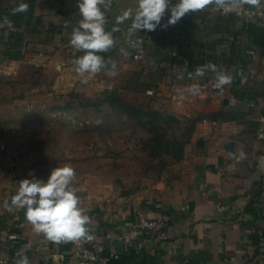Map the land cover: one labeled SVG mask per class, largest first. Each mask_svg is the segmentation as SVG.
<instances>
[{
    "label": "crops",
    "instance_id": "0c3cea01",
    "mask_svg": "<svg viewBox=\"0 0 264 264\" xmlns=\"http://www.w3.org/2000/svg\"><path fill=\"white\" fill-rule=\"evenodd\" d=\"M21 1L0 0V74L35 61L42 74L58 75L59 86L67 84L87 97L114 91L192 130L170 145L161 181L132 195L77 193L93 221L88 242L56 244L37 234L24 210L4 207L20 180L37 177L1 179L0 252L10 264L22 255L30 264H78L73 255L81 245L95 248L100 264H264V140L257 139L264 129L259 122L264 115V21L223 17L209 5L193 12L190 27L188 14L167 31L138 32L132 39L146 36L148 49L145 61L137 62L126 42L132 20L117 23L137 0H112L106 30L116 29V44L99 54L116 62L117 75L102 71L83 84L71 63L83 53L69 42L81 19L78 0H34L32 18L18 27L3 15ZM11 31L23 34L17 60L5 58ZM121 48L130 55L123 56ZM209 63L230 74L231 84L217 90L212 71L195 75ZM197 84L199 93H190ZM220 206L228 210L220 212ZM140 219L157 220L158 229L126 247L119 237ZM11 234L18 238L10 240Z\"/></svg>",
    "mask_w": 264,
    "mask_h": 264
},
{
    "label": "rangeland",
    "instance_id": "374dc122",
    "mask_svg": "<svg viewBox=\"0 0 264 264\" xmlns=\"http://www.w3.org/2000/svg\"><path fill=\"white\" fill-rule=\"evenodd\" d=\"M38 65L31 61L0 74V180L46 181L52 169L71 164L73 186L82 196L132 195L161 181L166 150L151 142L148 127L129 123L106 105L88 106L102 96L59 86L58 75L42 74ZM189 129L179 121L167 135L180 139Z\"/></svg>",
    "mask_w": 264,
    "mask_h": 264
},
{
    "label": "clouds",
    "instance_id": "9594fccd",
    "mask_svg": "<svg viewBox=\"0 0 264 264\" xmlns=\"http://www.w3.org/2000/svg\"><path fill=\"white\" fill-rule=\"evenodd\" d=\"M245 4L261 8L264 7V0H177L176 3L173 0H137V6L124 10L117 18V23L132 20L126 42L135 48L142 43L132 39L138 32H154L158 28L167 31L189 13L204 10L209 5L227 12H239ZM111 6L112 0H78L77 8L81 19L78 26L72 28L69 42L75 52L83 53L71 61L75 73L83 78V84L89 82L87 77L102 71L110 77L117 75L116 62L111 59L106 61L99 54L110 51L116 44L113 37L116 29L106 30V12ZM21 10L26 11L27 6H23ZM120 52L125 57L130 55L125 48H121ZM207 71L213 72V87L217 90H223L232 82L230 74L211 63L198 67L195 75L203 77ZM188 91L198 94L200 86L191 85ZM243 158L244 153H241L240 159ZM76 176L75 168L71 164H65L52 169L46 181L38 178L22 179L17 183L16 194L12 196L10 203L4 202V207L8 211L24 210L25 220L33 230L50 242L60 244L91 241L93 221L81 206L82 201L73 186ZM16 264H30V261L26 255H22Z\"/></svg>",
    "mask_w": 264,
    "mask_h": 264
},
{
    "label": "trees",
    "instance_id": "16d2710c",
    "mask_svg": "<svg viewBox=\"0 0 264 264\" xmlns=\"http://www.w3.org/2000/svg\"><path fill=\"white\" fill-rule=\"evenodd\" d=\"M25 5L27 6V10H21ZM33 5L34 0H22L3 16L13 21L16 26L20 27L25 20H30L32 18ZM22 42L23 34L20 31H11L9 34V40L7 41L8 51L5 52V58L12 60L20 58ZM89 101L88 106L99 108L106 105L110 109L115 110L124 119H127L129 123L148 127V132L152 135L151 142H153L158 149H165L166 155L170 153V145L179 142L178 137L172 139L167 135L168 126L170 127L172 124L179 122V120L173 116L165 115L158 111L144 110L140 107H136L114 91H107L98 100ZM189 128L188 134H190L192 130L191 127ZM158 155L159 153L157 156Z\"/></svg>",
    "mask_w": 264,
    "mask_h": 264
},
{
    "label": "built area",
    "instance_id": "2783aa9c",
    "mask_svg": "<svg viewBox=\"0 0 264 264\" xmlns=\"http://www.w3.org/2000/svg\"><path fill=\"white\" fill-rule=\"evenodd\" d=\"M211 10L217 12L220 16L223 17H234L240 19L245 23H254L257 21H264V8H252L245 4L243 10L239 12H227L221 9H217L214 5L211 6ZM133 41H142L137 47H130L132 52L133 60L137 62L145 61L147 57L148 49V40L146 36L140 35L135 38ZM202 84L205 86L206 81L204 78L201 79ZM150 95H154V91H149ZM261 126H264V115L259 118ZM257 139L259 141L264 140V129L261 128L257 132ZM220 212H225L228 210L227 206L218 207ZM159 222L155 219H140L134 225L124 230L119 240L126 246L132 247L135 242L140 238L146 235L149 232H154L158 229ZM10 240H16L18 236L16 234H11L8 237ZM74 259L78 264H100L99 253L95 248L81 245L79 249L74 253ZM0 264H10L8 257L0 252Z\"/></svg>",
    "mask_w": 264,
    "mask_h": 264
},
{
    "label": "water",
    "instance_id": "95a60500",
    "mask_svg": "<svg viewBox=\"0 0 264 264\" xmlns=\"http://www.w3.org/2000/svg\"><path fill=\"white\" fill-rule=\"evenodd\" d=\"M193 21V12L189 13V27L191 26V22Z\"/></svg>",
    "mask_w": 264,
    "mask_h": 264
}]
</instances>
